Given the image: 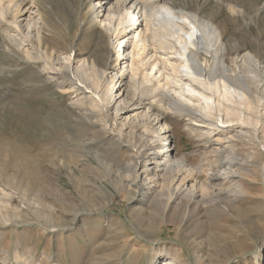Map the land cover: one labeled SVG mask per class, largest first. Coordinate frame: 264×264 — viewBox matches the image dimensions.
<instances>
[{"label": "bare ground", "instance_id": "6f19581e", "mask_svg": "<svg viewBox=\"0 0 264 264\" xmlns=\"http://www.w3.org/2000/svg\"><path fill=\"white\" fill-rule=\"evenodd\" d=\"M88 1L89 8L87 13L79 15L74 36L86 21L101 27L108 42L101 59L91 53L80 54L75 48L74 36L64 49L43 45L46 36L42 29L48 22L39 9L38 0H0V35L10 54L35 66L60 92L74 93L72 104L67 106L66 103L64 109L67 115L81 122L76 126L82 133H88L90 141H97V145L106 143L105 152L116 154H120L121 144H124L125 167L112 170L102 160L104 152L98 149L94 151L97 166L82 162L85 154L81 148L86 147L88 140L85 136H77L75 140L70 136L73 126H64L67 133L64 142L70 152L67 159L64 155L59 159L57 150H51L49 163L52 167L66 166L65 173L82 201L89 190L96 192V199L90 200L94 207L84 209L86 212L78 209L71 193L61 190L58 183L51 180V168L40 169L38 175H28L27 168H14L11 172H0L2 225L29 224L20 221L25 212H29L44 222L37 223L43 231L51 236L62 234L86 215L83 213L104 210L110 205L112 192L102 183L108 178L118 195L132 203L137 199L136 193L141 192L146 204L155 206L152 214L160 220L145 226L142 217H137L132 220L133 232L121 221L120 233L127 235L123 247L131 252L137 250L135 238L148 230H160L162 224L170 220L177 231L188 235L187 244L191 249H187L185 241L178 240V243L192 264L203 261L215 264L210 262L211 248L215 247L209 241L211 234L200 233L201 225L207 220L235 214L240 227L231 233L238 239L244 232L253 234L264 226V55L237 40L225 39L226 29L218 24L221 22H216L213 14L201 11L206 0ZM215 1L248 27L256 24L259 18L256 13L264 9L262 3L248 21L245 9L239 4ZM112 61L119 64L117 70L111 67ZM153 107L183 118L188 134L196 141L206 146L217 145L211 147L215 158L208 167L189 165L183 154H172L171 135L163 117L155 111L150 120L149 110ZM138 122L144 124L142 130L137 128ZM124 126L129 130L123 129ZM155 129L158 130L155 144L149 147L146 138ZM161 140L170 145L167 153L166 148L159 147ZM73 162L82 166L81 175L70 167ZM89 173L94 175L87 177ZM256 183L258 192H253L251 189ZM30 190H35L33 197L28 195ZM246 195L254 196L258 202L247 206L237 204ZM15 200L19 204L14 203ZM138 211L145 212V209ZM156 246H151L152 264L158 262ZM252 250L253 264H261L263 256L260 260L258 254H264V250L255 247ZM166 253L168 257L158 264H191L181 258L183 253L179 250ZM16 254L17 263L26 264L27 255ZM1 264L8 263L3 259ZM49 264L60 263L50 260Z\"/></svg>", "mask_w": 264, "mask_h": 264}, {"label": "rangeland", "instance_id": "374dc122", "mask_svg": "<svg viewBox=\"0 0 264 264\" xmlns=\"http://www.w3.org/2000/svg\"><path fill=\"white\" fill-rule=\"evenodd\" d=\"M39 1H42V3H39ZM227 1L242 6L245 9V17L248 21H251L249 17L255 14L256 10H259L258 8H261L264 4V0ZM38 6L40 11L42 10V14L45 15L44 17H47L44 18L45 21L48 22L42 29V34L46 36L43 39V45H47L46 47L50 46L49 48L60 49L63 47L62 49H64L69 45L70 38L74 36L77 30L79 15L87 13L89 1L38 0ZM201 11L205 12L204 14H213L214 20L221 22L218 24L220 27L222 26L223 30L226 29L223 34L225 39L228 41L237 40L241 44L243 43L242 45H246L245 47L248 49L252 51L257 50L256 52H261V55H264V9H260L256 13L259 18H256V24L251 23L249 27L244 24L242 25L238 20L239 18L235 19L233 15L225 11V8L215 0L204 1ZM76 35L74 36L75 48L80 54L91 53L101 59L102 50L104 52L108 47L104 30L101 27L92 24L90 21H86L81 31L79 30ZM257 38H259V41H257ZM3 42L5 40L0 35V172L6 170L11 172L14 171V168H23L25 170L27 168L28 175H38L40 169L51 168V180L58 183L61 190L71 193L78 209L85 211L84 209L94 207L90 200L92 198L96 199V192H90L89 190L83 197V201L81 200V196L77 197L65 173L66 166L60 164L62 167L60 165L52 167L49 163L53 154L51 150L52 152L57 150L59 154L58 158L64 155L63 157L67 159L70 150L66 148L67 145L64 142L66 133L64 126L72 125L74 128L71 126L72 131L70 136L75 137V140L77 136H85L88 140V143H85L86 147L81 148V152L85 154V157L81 158V161L97 166L98 160L94 156V151L98 149L99 152H104V154H101V156L103 155V162L112 170H117L125 167V160L127 158L124 155V151H126L124 144H121L120 154H116L109 151L105 152L108 147L106 143L103 142L104 144L101 145L99 143L97 145V141H90L88 139L90 136H87L88 133H82L76 126V123L81 122L74 116L67 115L65 112V104L67 103V106L72 104L71 98L74 96V93L60 92L58 87H55L51 82L44 79L35 66L18 59L13 53L10 54L11 52L6 50L4 47L5 43ZM118 66L119 64H116L115 61L111 62V67L114 70H117ZM131 93L129 94L130 96ZM143 103H148V101L143 100ZM149 111L151 114L150 120L153 119L157 112L161 118L163 117V121L166 122L169 130L168 133L171 135L172 154L178 156L183 154L186 163L189 165L208 167L215 158L211 147L216 144L206 146L205 143L193 139L188 134L187 127L184 126L186 121L171 111L158 110L156 107H153ZM143 123L146 124V121ZM143 123H137L139 130L143 129ZM123 129L129 130L126 126ZM157 131L155 129L154 133L149 132L150 135H147L146 140L149 141V147L150 144L151 146L155 144L154 140ZM138 144L142 145V142L138 141ZM159 144L161 150L164 149L163 146L165 145L170 146L162 140L159 141ZM237 148L241 150L242 147L238 145ZM147 151L149 152L151 149ZM69 165L78 176L81 175L82 168L80 167L82 166L79 163L73 162ZM91 174L94 175L93 173L86 175L87 177H92ZM102 181L112 192L110 205L108 204V207L104 210L100 209L95 212L83 213L86 215L83 218L80 217L73 228H67L62 234L51 236L49 233H46L37 225L38 221L44 222L39 217L29 214V212H25V217L20 219L24 223H29L24 226L2 225V220H0V264L3 259L8 264H19L16 261L17 252L23 257L27 255L28 263L26 262V264H49L50 260L57 261L60 264H150L153 254L151 250L152 245H157L156 249L159 252L156 254L157 256L155 255V259L158 261L156 264L165 257H168L166 253L168 250L173 252L179 250L183 253L181 258H188L178 243V240L183 243L185 241L184 244L187 246V249H191L187 244L189 240L188 235L177 231L176 225L170 220H167L165 224L163 223L162 228L156 230V232L153 230L140 232L141 236L134 239L137 241V250H134V253L129 251L128 247H123L122 244L125 238L127 239V235L124 236L120 233L121 221L125 223L130 232H133L135 223L132 220L137 217H142L140 219L145 226L151 221L159 223L160 220L158 216L152 214L155 212V206L153 204H146L147 201L141 192L136 193L135 197L137 199L132 203L118 195L108 178ZM86 184L89 185V183ZM0 185H3V182H0ZM257 185L259 184L256 183L255 186H252L253 189L251 190L253 192H258ZM34 191L28 192L29 197H33ZM253 197L246 195L237 204L247 206L249 203L258 202ZM14 203L19 204L16 200ZM141 208L145 209V212L138 211ZM21 209L25 211L23 207ZM57 211H60V209L57 208ZM176 212H178V207L176 208ZM234 216H218L210 221L207 220L205 225H201L200 233L209 232L211 234L209 241L215 246L211 248L210 253H212L213 258L210 262L214 261L215 264H253L254 252L252 249L255 247L257 250L259 248L260 250H264V226L260 228L261 231L254 232L253 234L251 232H244L240 236V239H238L235 233H231L232 230L234 231L240 227L238 217L235 214ZM67 218H70V214L67 215ZM201 234L196 238L197 241L200 240ZM258 255L260 260L263 256L261 264H264V254ZM29 257L30 259L32 257V262ZM187 262L192 264L189 259H187ZM203 263L206 264L207 262L203 261Z\"/></svg>", "mask_w": 264, "mask_h": 264}, {"label": "built area", "instance_id": "2783aa9c", "mask_svg": "<svg viewBox=\"0 0 264 264\" xmlns=\"http://www.w3.org/2000/svg\"><path fill=\"white\" fill-rule=\"evenodd\" d=\"M164 143H166V141H163ZM168 145V144H167ZM168 146H163V148H166L167 150H165L166 152H168L169 150H168V148H167Z\"/></svg>", "mask_w": 264, "mask_h": 264}]
</instances>
